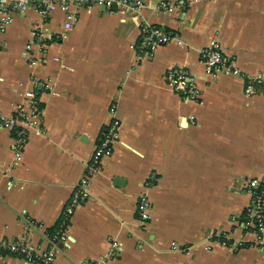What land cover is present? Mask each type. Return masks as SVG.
Masks as SVG:
<instances>
[{
	"label": "crops",
	"instance_id": "1",
	"mask_svg": "<svg viewBox=\"0 0 264 264\" xmlns=\"http://www.w3.org/2000/svg\"><path fill=\"white\" fill-rule=\"evenodd\" d=\"M169 1L171 12L81 5L66 36L61 8L30 9L0 33V112L15 114L27 89L42 108L18 155L15 134L0 127V238L46 248L63 227L55 264H264L245 218V181L264 179V86L247 96L241 73L213 74L200 55L216 40L237 68L264 72V0ZM144 23L182 42L141 51ZM173 68L188 70L198 100L169 85ZM112 107L120 138L67 219ZM223 234L245 246H221ZM0 264L41 263L0 249Z\"/></svg>",
	"mask_w": 264,
	"mask_h": 264
},
{
	"label": "built area",
	"instance_id": "2",
	"mask_svg": "<svg viewBox=\"0 0 264 264\" xmlns=\"http://www.w3.org/2000/svg\"><path fill=\"white\" fill-rule=\"evenodd\" d=\"M81 5L104 6L111 12L123 9L141 10L146 6L155 10L173 11L174 5L169 0H156L154 3H147L146 0H0V33H4L8 25L12 22L15 13H26L30 9H35L43 16L52 14L56 9L61 8L65 12V24L62 35L66 36L77 20L78 7ZM141 39L139 47L141 51L153 54L158 46L168 43L179 36L163 26L144 23L141 29ZM42 40V35H38ZM200 55L207 71L215 74L225 68L228 72L241 73L245 78V93L247 96L256 91L258 85L264 86V72L249 73L237 68L228 61L222 50L221 44L214 40L200 49ZM36 64V61H32ZM169 85L177 92L183 93L186 97L198 100L200 93L194 82L189 77L185 68H173L167 73ZM45 87V85H41ZM26 99L24 104L18 105L15 114L6 115L0 112V127L11 130L15 134V148L17 155L21 153L26 141L27 131L31 128H38L41 123L42 108L38 101V91L27 89L23 93ZM113 121L110 123L104 136L96 146L91 161L87 166L81 180L77 183L76 189L69 204L65 209V216L68 219L77 206L83 203L90 195V185L93 177L99 173L101 160L109 155L113 150V144L119 139L120 121L115 115V107L111 108ZM154 176H151V181ZM150 181V182H151ZM245 189L251 195V202L246 209V225L252 228L256 235V244L264 251V179H250L245 181ZM151 201L147 194L139 197L138 214L140 226L147 228L150 219ZM63 227L59 230L62 234ZM61 234L54 235L50 239V245L41 248L32 245L27 239H6L0 238V249H5L11 253L23 255L27 260L41 264H55L57 241ZM220 236V235H219ZM219 243L225 247L238 249L245 246V241H233L228 234L220 236ZM82 264H100V261L89 260Z\"/></svg>",
	"mask_w": 264,
	"mask_h": 264
},
{
	"label": "rangeland",
	"instance_id": "3",
	"mask_svg": "<svg viewBox=\"0 0 264 264\" xmlns=\"http://www.w3.org/2000/svg\"><path fill=\"white\" fill-rule=\"evenodd\" d=\"M147 7H149V6H147ZM171 12V11H170ZM174 40H178V41H180V42H182V39H180V37H178L177 39H174ZM249 73H251V72H249ZM255 73H258V72H255ZM120 121V120H119ZM119 138H120V132H119ZM149 197V196H148ZM150 199V198H149ZM253 232V231H252ZM221 245V244H220ZM221 246H223V245H221ZM224 247V246H223Z\"/></svg>",
	"mask_w": 264,
	"mask_h": 264
}]
</instances>
